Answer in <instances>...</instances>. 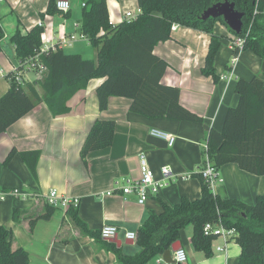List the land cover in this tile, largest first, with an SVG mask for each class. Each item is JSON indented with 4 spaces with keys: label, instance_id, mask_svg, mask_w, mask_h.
<instances>
[{
    "label": "crops",
    "instance_id": "0c3cea01",
    "mask_svg": "<svg viewBox=\"0 0 264 264\" xmlns=\"http://www.w3.org/2000/svg\"><path fill=\"white\" fill-rule=\"evenodd\" d=\"M67 1L69 9L54 14L46 13L48 0L0 1L3 30L0 39V96L9 88L10 76L18 65L15 47L10 40L17 30L26 33L40 21L43 28L41 44H53L65 53H79L86 58L84 53L90 42L79 29L83 3L81 0L78 4ZM106 4L112 23L120 21L128 9H138L137 0H106ZM9 13L13 15L11 19ZM213 31L226 39V42L221 40L219 54L214 58L216 78L202 71L210 36L201 29L177 24L171 30L170 38L158 42L153 50L168 64L161 83L178 87L180 104L202 117L201 122L149 118L130 111V100L119 96H110L107 108L100 111L95 89L103 78H91L85 88L77 90L68 99V113L53 115L47 104L40 101L0 133V188L18 187L27 193L25 198L8 196L0 199V224L12 233V249L20 246L27 251L29 264H121L114 253L103 246L102 240L105 239L88 235L70 217L68 209L53 207L49 219H37L30 226L29 219L45 211V195L51 188L79 198L78 206L70 208L75 209L77 218L88 230L97 231L99 235L102 225L117 226L119 230L114 238L121 244L113 243L126 254H134L139 248L135 241L124 237V232L136 231L147 212H160L162 202L171 205L181 196L190 199L200 196L198 171L204 159L200 144L204 149L209 129L220 130L227 108L236 104V79H249L254 75L262 77L264 73V59L250 50H242L233 76L221 78L227 73L233 56L232 33L220 21H215ZM71 35L74 38L70 43L61 46L59 38ZM94 53L97 58L96 48ZM41 73L45 75L44 71ZM21 75L32 83L38 77L35 72H22ZM35 88L42 96L44 91L40 84ZM96 119L114 121L113 139L110 145L90 151L83 161L80 148ZM151 128L175 135L174 145L169 147L165 140L152 135ZM13 148L16 153L7 159ZM30 150L40 152L35 177L19 155L21 151ZM139 152L145 153L156 174L163 165L171 167L175 174L167 179V185L160 193L151 196L144 205L137 203L134 193L123 194L118 184L125 177H139ZM218 171L222 178L214 190L218 195L247 204L255 203L258 196L264 195L263 175L246 172L232 162L222 164ZM183 173H191V176L183 179ZM110 189L113 194H100ZM14 209L21 211L17 220L12 216ZM192 233L193 227L189 224L181 230L177 240L187 254L183 264H238L241 248L232 238L236 233L227 241L221 235H214L210 256L194 247ZM219 246L223 249L217 250ZM158 256L146 264H157Z\"/></svg>",
    "mask_w": 264,
    "mask_h": 264
},
{
    "label": "trees",
    "instance_id": "16d2710c",
    "mask_svg": "<svg viewBox=\"0 0 264 264\" xmlns=\"http://www.w3.org/2000/svg\"><path fill=\"white\" fill-rule=\"evenodd\" d=\"M81 1L79 29L97 49L96 61L79 53H65L61 48L41 50V26L35 25L26 33L15 31L10 40L18 59L16 70L23 72L33 63L44 65L46 73L33 83L23 77L17 80L12 73L9 88L0 96V133L40 101L47 104L53 115L68 113V99L85 88L91 78H103L95 89L100 111L107 108L110 96H119L130 100V111L149 118L201 122L202 117L180 104L178 87L161 83L168 64L153 50L158 42L170 38L173 23L201 29L210 36L202 68L205 75L216 78L214 58L222 37L213 31L215 21L227 27L232 33L231 40L243 36V50L264 59V0H137V17L117 23L110 22L106 0ZM223 1L234 3L235 9L243 13L240 33L231 31L221 17L202 20L208 7ZM55 4L56 0H48L46 13H61ZM2 36L0 26V39ZM37 84L44 91L42 96L35 88ZM234 91L237 102L227 108L220 130L209 129L206 151L216 167L232 162L246 172L264 176V73L262 77H238ZM114 125L112 119H96L92 123L80 148L83 161L90 151L111 144ZM15 153L11 149L7 159ZM39 154V150L19 152L34 177ZM200 182L199 197L181 196L171 205L162 202L160 212H147L135 231L139 249L134 254L124 253L113 242L102 240L103 246L121 264H146L168 250L179 239L181 230L191 224L194 247L210 256L214 235L206 233L203 226L206 222L220 221L236 230L232 238L241 248L238 264H264V195L258 196L255 203L247 204L222 197L211 191L202 179ZM53 211L47 204L44 212L29 219L30 226L37 219H49ZM19 213L13 210L14 220ZM67 213L88 235L100 237L97 231L88 230L81 223L74 208H68ZM11 243L12 233L0 224V264H29L27 251L20 246L12 249Z\"/></svg>",
    "mask_w": 264,
    "mask_h": 264
},
{
    "label": "built area",
    "instance_id": "2783aa9c",
    "mask_svg": "<svg viewBox=\"0 0 264 264\" xmlns=\"http://www.w3.org/2000/svg\"><path fill=\"white\" fill-rule=\"evenodd\" d=\"M1 1V0H0ZM83 5V4H82ZM56 8L67 11L69 9V2L67 0H57L56 1ZM139 13V9L136 11L127 10L124 12L123 17L121 20H133L137 17ZM38 25L41 26L42 23L39 21ZM177 27L176 23L171 25V30ZM247 34V33H246ZM74 38V35L69 37L61 36L59 38V43L61 46H65L70 43V40ZM243 36H235L230 41V45L233 51V56L229 62V69L226 74L222 75L221 78H231L233 76V72L235 70V66L238 60V54L243 50ZM58 46L55 45H47V43L41 44L40 49H55ZM46 73V67L42 64H31L30 67L23 71V72H35L38 77L35 79H41L44 77ZM17 80L22 79V72L17 71L13 72ZM150 133L156 137H159L165 140L166 144L171 147L174 145L176 137L175 135L163 131L157 128H151ZM207 147L206 144L204 145V159L199 167V175L202 181L206 184V186L214 192L215 188L218 184L222 181L220 177L218 167L215 166L213 161L210 159L209 154L206 151ZM138 162H139V169L140 174L139 177H125L120 181L119 188L123 194H130L134 193L137 197V203L140 205H144V203L149 199L151 196H156L160 193L161 189H163L167 185V179L171 176H174V172L168 165H163L160 168L158 174L150 167L148 164V160L144 152L138 153ZM191 176V173H183L181 174V178L185 179ZM117 183V182H116ZM114 191L112 189L102 192L100 194L111 195ZM12 196V197H20L25 198L27 193L18 187H13L11 189H1L0 188V199H4L5 197ZM46 203L52 207H60L62 209H68L70 207L76 208L79 204V198L76 196H71L62 192H59L56 188H51L45 195ZM203 229L206 233H211L213 235H221L225 241L231 238L235 233L236 230L234 228H228L223 226L220 222L214 223L206 222L204 223ZM118 227L112 224H104L100 227L99 235L102 239H110L115 237L118 234ZM124 237L126 239H130L135 241L136 239V232L135 231H125ZM223 247H217V250H221ZM263 263H264V248H263ZM173 262H166L161 255H159L155 262L157 264H183L187 260V254L185 249L179 248L173 252L171 255Z\"/></svg>",
    "mask_w": 264,
    "mask_h": 264
},
{
    "label": "water",
    "instance_id": "95a60500",
    "mask_svg": "<svg viewBox=\"0 0 264 264\" xmlns=\"http://www.w3.org/2000/svg\"><path fill=\"white\" fill-rule=\"evenodd\" d=\"M218 17L222 18L224 23L231 31H233L234 33H240L242 28L243 13L235 9L234 3L228 1L214 3L204 11L202 20ZM107 240L110 242H115L118 246L121 244V241L114 237ZM131 242L132 241H130V243ZM179 248L180 243L178 241L172 243L170 249L166 250L162 254L163 259L166 262L172 263L173 260L171 257V252L176 251Z\"/></svg>",
    "mask_w": 264,
    "mask_h": 264
},
{
    "label": "rangeland",
    "instance_id": "374dc122",
    "mask_svg": "<svg viewBox=\"0 0 264 264\" xmlns=\"http://www.w3.org/2000/svg\"><path fill=\"white\" fill-rule=\"evenodd\" d=\"M78 1L79 0H72L71 2L73 3V4H78ZM129 8H131V7H129ZM128 10H131V11H136L137 9H128ZM7 16H5V18H6ZM13 17V15L11 14V13H9L8 14V18H12ZM117 23V22H116ZM222 23V22H221ZM224 25V24H223ZM225 26V25H224ZM226 27V26H225ZM222 40V42H226V39L224 40V39H221ZM87 50H86V52L84 53V54H86L85 56H86V58L87 59H95L96 60V56H95V53H94V50H95V47H93L91 44H88L87 45V48H86ZM219 54V52L216 54V55H218ZM200 148H201V150L203 149V145H202V143L200 144ZM202 155V154H201Z\"/></svg>",
    "mask_w": 264,
    "mask_h": 264
}]
</instances>
